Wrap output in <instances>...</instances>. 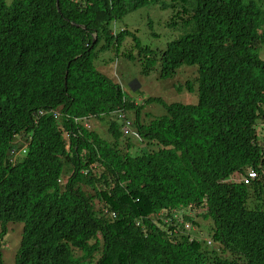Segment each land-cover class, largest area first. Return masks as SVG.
<instances>
[{"label": "trees", "instance_id": "obj_1", "mask_svg": "<svg viewBox=\"0 0 264 264\" xmlns=\"http://www.w3.org/2000/svg\"><path fill=\"white\" fill-rule=\"evenodd\" d=\"M151 6L178 35L124 46ZM263 48L264 0H0V264L9 225L14 264H264ZM110 49L142 75L195 66L197 104L130 102L95 69Z\"/></svg>", "mask_w": 264, "mask_h": 264}, {"label": "rangeland", "instance_id": "obj_2", "mask_svg": "<svg viewBox=\"0 0 264 264\" xmlns=\"http://www.w3.org/2000/svg\"><path fill=\"white\" fill-rule=\"evenodd\" d=\"M168 13H170L169 10H159L158 7L151 6L127 14V16L115 26L116 29L126 28L129 32V38L123 45L129 47L132 34H135L142 45L157 52L163 50L166 44L174 39L178 35V31L181 29L179 26L169 27L166 24L169 18ZM260 57L264 60V48L260 51ZM95 67L100 73H103L114 82L119 83L127 100L137 105L143 104L142 101L148 98L158 99L164 104H174V102L185 105L197 104L198 94L196 89L193 88V90L189 92L185 88V84L192 83L196 77L195 66H181L174 76L162 79L159 76V64H157L148 75H142L139 68L140 62L137 60L126 61L119 55H116L114 50L110 49L107 52L99 54L95 61ZM164 114L165 108L158 102L147 103L141 110V117L143 120H146L145 117L152 119ZM92 120L88 122L91 128H100L102 134L108 138V134L105 132V126ZM88 124L87 127H89ZM123 131L126 132L127 129ZM131 135L132 140H129V142L134 146L129 148V151L132 153L138 151L140 147H142V144L139 142L135 133H131ZM122 147L124 148L125 144H122ZM241 176V174H237V176L235 174L234 176L229 177L225 182H229V180L231 181L235 178L239 180ZM99 181L101 183L99 185L102 190H104L106 187L103 186L101 180ZM188 213L192 215L191 211ZM195 221L200 223V229L207 232L208 224L206 221H203L200 218L193 220V222ZM189 227L190 226H187L186 228ZM21 229V225L8 226V230H10L8 236L1 242L2 261L4 264H14L13 254H15L19 245ZM208 242L209 240H207V245L209 246L210 243ZM202 246L204 249H208V246L205 244Z\"/></svg>", "mask_w": 264, "mask_h": 264}, {"label": "built area", "instance_id": "obj_3", "mask_svg": "<svg viewBox=\"0 0 264 264\" xmlns=\"http://www.w3.org/2000/svg\"><path fill=\"white\" fill-rule=\"evenodd\" d=\"M54 118L57 119L58 116H57L56 114H54ZM121 118H123V120L125 119L123 116H121ZM124 123H125V126H127V125L129 124V123H127L126 121H125ZM126 129H127V128H123V130H126ZM246 173H247V178H243V179H242V182H243L244 184L249 183L250 180H252V179H254V178L256 177V174L253 173L252 170H248Z\"/></svg>", "mask_w": 264, "mask_h": 264}, {"label": "clouds", "instance_id": "obj_4", "mask_svg": "<svg viewBox=\"0 0 264 264\" xmlns=\"http://www.w3.org/2000/svg\"><path fill=\"white\" fill-rule=\"evenodd\" d=\"M56 115L58 116V118L55 119V120L58 121V120H59V115H58V114H56ZM248 170H252V169H248ZM248 170H247V171H248ZM82 173H83V174H86V171H82ZM243 178H245V177L241 176L240 179H239V181L242 182L241 180H242ZM242 183H243V182H242ZM243 184H244V183H243Z\"/></svg>", "mask_w": 264, "mask_h": 264}]
</instances>
